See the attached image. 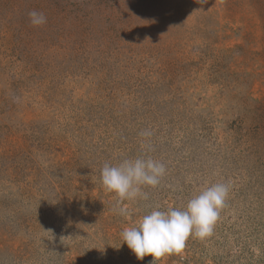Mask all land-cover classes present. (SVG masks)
Here are the masks:
<instances>
[{"label":"rangeland","instance_id":"374dc122","mask_svg":"<svg viewBox=\"0 0 264 264\" xmlns=\"http://www.w3.org/2000/svg\"><path fill=\"white\" fill-rule=\"evenodd\" d=\"M138 157L166 173L117 205L101 169ZM215 183L211 235L121 243ZM151 261L264 264V0H0V264Z\"/></svg>","mask_w":264,"mask_h":264},{"label":"clouds","instance_id":"9594fccd","mask_svg":"<svg viewBox=\"0 0 264 264\" xmlns=\"http://www.w3.org/2000/svg\"><path fill=\"white\" fill-rule=\"evenodd\" d=\"M204 2L207 3V0ZM29 17L33 26L46 23L43 13L32 11ZM140 135L150 137L152 133L145 130ZM165 173L163 163L151 157H138L124 159L118 165L105 163L100 179L107 192L115 193L117 205H123L125 201L147 199V194L142 191L143 186L156 187ZM229 191L230 184L215 183L188 200L183 210L154 209L135 226L122 231L121 243L126 244L138 260L147 255H151L153 261L166 255L180 254L190 236L203 239L211 235ZM119 214L128 215V209L119 207Z\"/></svg>","mask_w":264,"mask_h":264}]
</instances>
